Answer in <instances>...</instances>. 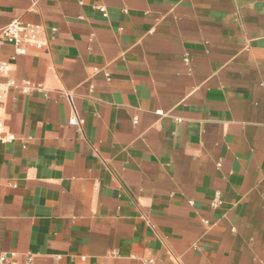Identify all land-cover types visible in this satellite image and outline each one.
Returning <instances> with one entry per match:
<instances>
[{"label": "crops", "instance_id": "0c3cea01", "mask_svg": "<svg viewBox=\"0 0 264 264\" xmlns=\"http://www.w3.org/2000/svg\"><path fill=\"white\" fill-rule=\"evenodd\" d=\"M14 20L48 44L7 75L40 92L0 75V254L264 264V0H0Z\"/></svg>", "mask_w": 264, "mask_h": 264}, {"label": "built area", "instance_id": "2783aa9c", "mask_svg": "<svg viewBox=\"0 0 264 264\" xmlns=\"http://www.w3.org/2000/svg\"><path fill=\"white\" fill-rule=\"evenodd\" d=\"M105 16V9H98ZM4 44H10L13 46L14 53L12 57L8 60H3L0 54V75L6 77V82L3 86L5 87H13L18 89L21 94H28L32 91H41V87L39 85H31L29 83L22 84L20 86L15 85L12 80L7 77L10 65L15 59L19 56L26 55L27 50L30 47H35L38 49H42L47 46V41L41 38V27L39 25L31 24V23H23L19 20H14L2 29H0V49ZM3 90L0 89V102L2 99ZM66 97L71 103V95L67 94ZM70 126L80 128L82 121L78 119L75 114V111L72 110V116L68 121ZM15 139L12 135H5L3 132V125L0 122V144H5L11 142ZM213 205L219 204L218 195L212 201ZM16 253H1L0 254V264H16L15 262ZM60 257L57 256L55 259V264H58ZM84 260V258H82ZM24 264H34L29 255L24 257ZM148 264H152L151 261Z\"/></svg>", "mask_w": 264, "mask_h": 264}]
</instances>
